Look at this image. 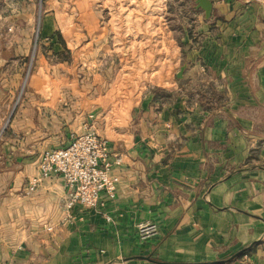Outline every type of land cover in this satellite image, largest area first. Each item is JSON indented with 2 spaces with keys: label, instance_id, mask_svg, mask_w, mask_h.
Instances as JSON below:
<instances>
[{
  "label": "crops",
  "instance_id": "crops-1",
  "mask_svg": "<svg viewBox=\"0 0 264 264\" xmlns=\"http://www.w3.org/2000/svg\"><path fill=\"white\" fill-rule=\"evenodd\" d=\"M207 1L209 15L186 1L175 77L141 96L129 82L112 118L80 97L45 108L1 67L0 264H264V0ZM83 130L106 138L116 186L66 210L61 177L27 185L43 150ZM144 220L159 233L140 241Z\"/></svg>",
  "mask_w": 264,
  "mask_h": 264
},
{
  "label": "rangeland",
  "instance_id": "rangeland-1",
  "mask_svg": "<svg viewBox=\"0 0 264 264\" xmlns=\"http://www.w3.org/2000/svg\"><path fill=\"white\" fill-rule=\"evenodd\" d=\"M186 1L0 0V71L5 64L14 82L29 92L33 86L29 96L45 108H67L80 97L83 108L118 116L129 82L141 96L175 77L181 38L196 22ZM131 55L135 74L126 71ZM7 126L0 124V147L10 138Z\"/></svg>",
  "mask_w": 264,
  "mask_h": 264
},
{
  "label": "built area",
  "instance_id": "built-area-1",
  "mask_svg": "<svg viewBox=\"0 0 264 264\" xmlns=\"http://www.w3.org/2000/svg\"><path fill=\"white\" fill-rule=\"evenodd\" d=\"M111 165L106 138L91 130L73 132L65 144L39 154V174L29 179L27 189L34 190L43 178L59 176L66 188L63 202L66 210L74 206L93 208L102 195L114 193L117 178L110 173ZM158 233L159 226L155 221L144 220L136 225L140 241Z\"/></svg>",
  "mask_w": 264,
  "mask_h": 264
},
{
  "label": "water",
  "instance_id": "water-1",
  "mask_svg": "<svg viewBox=\"0 0 264 264\" xmlns=\"http://www.w3.org/2000/svg\"><path fill=\"white\" fill-rule=\"evenodd\" d=\"M199 5L205 10V13L209 15L210 13V3L207 0H198ZM183 67L180 68L177 76L180 77L182 75Z\"/></svg>",
  "mask_w": 264,
  "mask_h": 264
}]
</instances>
